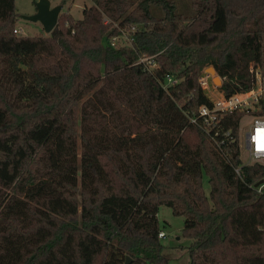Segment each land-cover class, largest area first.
<instances>
[{"label":"trees","instance_id":"1","mask_svg":"<svg viewBox=\"0 0 264 264\" xmlns=\"http://www.w3.org/2000/svg\"><path fill=\"white\" fill-rule=\"evenodd\" d=\"M91 2L25 36L0 0V264H176L161 206L190 264H264V162L239 143L264 110L209 121L199 81L214 66L230 96L264 77V0Z\"/></svg>","mask_w":264,"mask_h":264},{"label":"rangeland","instance_id":"2","mask_svg":"<svg viewBox=\"0 0 264 264\" xmlns=\"http://www.w3.org/2000/svg\"><path fill=\"white\" fill-rule=\"evenodd\" d=\"M37 1L39 0H15L17 9L16 11L19 16L18 22L15 27L21 28L23 30L22 34H24L25 36H39L48 34L46 33L41 22H33L23 18V16L25 15H33L36 13ZM50 2L53 7L58 5L63 6L60 15L62 14V12L70 11L75 19H81L83 17L84 8L92 4L91 0H50ZM132 28L134 29V27ZM127 38L128 35L126 34V32L121 30V34L117 36L115 42H125ZM210 73L211 72L208 70V67H205L201 71L200 77L207 79L210 82L211 86L219 88L223 84V79L220 77L222 82L220 84L216 83L214 82V75H210ZM256 108L257 109H254L251 112L253 113L254 111L264 110V93L262 96L261 106H257ZM253 119V115L247 113V115L242 118L239 128L241 157L245 163H248L250 161V158L244 146L246 142V134L251 128ZM203 185L206 193L209 194L210 183L207 175L204 176ZM258 189L259 191H263L264 186L261 184ZM158 216L162 224V229L166 233V236L161 238V242L165 246V254L176 264H190L189 246L191 245L192 240L184 237L183 228L185 217L175 215L172 209L167 206H161Z\"/></svg>","mask_w":264,"mask_h":264},{"label":"built area","instance_id":"3","mask_svg":"<svg viewBox=\"0 0 264 264\" xmlns=\"http://www.w3.org/2000/svg\"><path fill=\"white\" fill-rule=\"evenodd\" d=\"M14 31L15 33L20 34L23 30L21 28H15ZM116 38L117 36H114L111 39L112 45L117 43L115 42ZM138 63L151 65V67H155L157 65L154 56L148 55H143L139 59ZM210 75L212 74L210 73ZM256 78L257 81L254 87L249 91L227 96L218 87L211 86L207 79L199 77L200 84L213 106V108L210 109L209 107L203 105L200 110L201 115L206 116L209 121H215L217 112L229 113L233 111H252L257 109V106L260 107L264 93V77L260 71H256ZM166 81L167 84H176L178 82L174 76H168ZM253 117L254 119L251 123V128L246 134L244 147L250 158L248 163H254L256 161L264 162V115H253ZM261 131L263 132L261 133ZM262 185L264 186V183ZM160 236L165 237L166 233L163 231L160 233Z\"/></svg>","mask_w":264,"mask_h":264},{"label":"water","instance_id":"4","mask_svg":"<svg viewBox=\"0 0 264 264\" xmlns=\"http://www.w3.org/2000/svg\"><path fill=\"white\" fill-rule=\"evenodd\" d=\"M37 11L33 15H25L23 16L24 19L30 20L33 22H41L46 33L50 34L53 32L55 27L58 24L60 13L63 9L62 5L58 6H52L50 0H39L36 2ZM208 70L211 72V74L214 75V80L216 83H221L222 80L219 75H217L216 69L214 66H209ZM264 180H261L256 184V186H259L260 184H263ZM131 258L128 257L125 264L131 263Z\"/></svg>","mask_w":264,"mask_h":264},{"label":"bare ground","instance_id":"5","mask_svg":"<svg viewBox=\"0 0 264 264\" xmlns=\"http://www.w3.org/2000/svg\"><path fill=\"white\" fill-rule=\"evenodd\" d=\"M263 131H261V133H262ZM264 135V134H263ZM259 143H260V141H259Z\"/></svg>","mask_w":264,"mask_h":264}]
</instances>
